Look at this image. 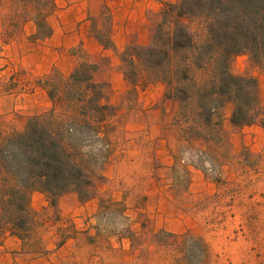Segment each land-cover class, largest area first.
I'll list each match as a JSON object with an SVG mask.
<instances>
[{"label": "rangeland", "instance_id": "obj_1", "mask_svg": "<svg viewBox=\"0 0 264 264\" xmlns=\"http://www.w3.org/2000/svg\"><path fill=\"white\" fill-rule=\"evenodd\" d=\"M54 6L50 0H0L1 130L23 129L29 116L47 110L52 104L46 92L47 107L32 113L30 96L41 86L37 83L39 78L20 63L21 55L34 42L29 37L28 43L22 41L20 28L26 21L53 14ZM154 18L155 15L150 19L152 29ZM110 29L111 18L104 11L90 25V30L102 42L109 39ZM46 32V26L42 25L38 35L41 37ZM139 37L144 39L142 34ZM121 51L112 52L115 64L110 56L102 57L98 63L91 61L96 64L94 79L105 84L107 100L115 109V115L110 118L113 130L109 158L142 143L140 152L148 154L149 159L136 164L139 178L135 180L126 167L122 183L132 188L137 184L140 193L136 201L140 207H154L149 217L144 215L139 233L132 236L123 264H264V68L247 53L233 56L231 71L257 80L260 116L252 125H234L230 121L233 109L230 102L229 111L223 106L220 124L205 140L186 136V125L176 119L178 105L172 118L170 113H164L162 104H156L155 113L144 111L142 115H135L136 108L140 107L139 91L148 84L141 83L134 90L123 77ZM73 53L77 61L86 59L79 49ZM122 79L127 88L122 85ZM36 96L39 100L40 96ZM128 123L147 127L127 130ZM154 125L159 128L156 130ZM157 138L170 143L173 150H170V163L164 161L163 155L160 162L154 156L156 141H152ZM102 181V178L96 180L92 195L96 194V184ZM152 186L159 188V192L147 194ZM156 213L160 215L159 220L155 218ZM118 216L115 214L111 230L127 228L119 212ZM32 218L33 224L23 239L26 249L38 245L36 216L32 214Z\"/></svg>", "mask_w": 264, "mask_h": 264}, {"label": "trees", "instance_id": "obj_2", "mask_svg": "<svg viewBox=\"0 0 264 264\" xmlns=\"http://www.w3.org/2000/svg\"><path fill=\"white\" fill-rule=\"evenodd\" d=\"M34 21L48 31L45 16ZM102 43L112 46L110 39ZM243 52L264 68V0H177L163 4L149 43L121 51L120 65L134 90L161 82L164 98L178 104L186 136L207 140L226 102L233 103L234 125H252L260 116L256 78L230 68ZM95 70L85 58L66 76L53 68L37 80L51 106L29 116L21 130L0 129V240L7 229L22 239L30 231L32 191L45 193L51 205L68 191L84 201L102 178L115 109Z\"/></svg>", "mask_w": 264, "mask_h": 264}, {"label": "crops", "instance_id": "obj_3", "mask_svg": "<svg viewBox=\"0 0 264 264\" xmlns=\"http://www.w3.org/2000/svg\"><path fill=\"white\" fill-rule=\"evenodd\" d=\"M165 2L176 0H54V12L45 18L49 27L45 34L41 37L38 35L35 21L22 24V41L28 43L29 37L34 42L21 55L20 63L37 78L47 75L53 68L64 76L70 74L78 63L73 53L77 49L83 51L89 62L98 63L102 57L110 56L112 64H115L112 52H119L130 44L149 43L153 32L150 19L155 15L152 21L154 27V21ZM102 11L111 18V47L105 46L90 30L91 22ZM141 34L144 39H140ZM121 82L127 88L126 81L122 79ZM36 94L40 96L39 100ZM47 97L43 87L32 91V113L47 107ZM138 102L140 107L135 110L137 116L144 114V111L155 113L156 104H162L164 113H170L172 118L178 105L175 100L164 98V85L161 82L149 83L139 91ZM230 105V102L225 103L226 112ZM146 127V124H126L127 130ZM154 128L157 130L159 126L154 125ZM154 141V156L160 162L163 155L164 161L170 163V150L173 151L170 143L160 138L152 143ZM140 148L142 143L112 154L101 170L103 181L96 184V194L84 201H80L75 191H68L58 197L56 205H51L45 193L32 191L29 207L36 216L38 245L26 249L24 240L7 229L0 240V264H123L132 236L139 233L144 215L149 217L154 211L153 206L140 207L136 201L140 193L137 184L132 188L122 183L126 167H129V173H132L130 177L135 180L139 177L134 167L138 162L149 159V155L142 154ZM150 175L153 180V172ZM157 192L159 188L152 186L147 194ZM118 212L128 226L111 230L115 214L119 217ZM159 216L156 213L155 218L159 220Z\"/></svg>", "mask_w": 264, "mask_h": 264}]
</instances>
